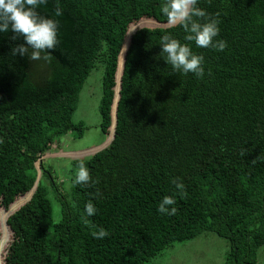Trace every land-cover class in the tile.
Returning <instances> with one entry per match:
<instances>
[{
	"label": "trees",
	"instance_id": "obj_1",
	"mask_svg": "<svg viewBox=\"0 0 264 264\" xmlns=\"http://www.w3.org/2000/svg\"><path fill=\"white\" fill-rule=\"evenodd\" d=\"M166 3L59 0L63 15L55 17L57 0H48L38 12L59 21L51 61L13 56L23 38L0 33V208L14 210L4 264H151L167 246L204 231L230 243L226 264L257 263L264 245V0H199L220 21L223 52L184 40L162 12ZM167 34L204 56L202 78L173 72L159 57ZM97 63L105 67L100 126L110 144L75 160L97 183L74 185L73 177L71 191L57 194L55 221L41 178L60 189L42 160L57 138L73 129L82 135L73 115ZM174 178L184 184L177 212L160 214V200L176 191ZM22 196L31 198L20 206ZM89 200L97 207L91 217ZM99 228L109 236L95 239ZM9 239L6 229L0 254Z\"/></svg>",
	"mask_w": 264,
	"mask_h": 264
},
{
	"label": "clouds",
	"instance_id": "obj_2",
	"mask_svg": "<svg viewBox=\"0 0 264 264\" xmlns=\"http://www.w3.org/2000/svg\"><path fill=\"white\" fill-rule=\"evenodd\" d=\"M47 3L48 0H0V33L11 30L12 40L22 37L24 41L12 48L13 56L27 55L33 61L52 60V51L59 43V21L40 15L38 9ZM198 3L199 0H167L162 12L167 17L169 25H179L183 29L184 40L194 42L197 48L223 52L227 47V41L218 39L220 21L209 16L205 10L198 7ZM54 15L55 17L63 15L59 0ZM159 45L161 47L159 57L171 66L173 72L183 75L192 73L197 78L205 75L204 56L195 54L187 44L167 34L161 37ZM96 183L97 181L90 175V169L80 161L76 166L73 184L87 186ZM172 184L176 191L160 200L157 206L160 214L171 216L177 212L176 195L183 193L184 184L175 178ZM84 213L88 217L97 213V207L92 200L85 204ZM108 236L109 232L104 228H99L93 233V237L98 240Z\"/></svg>",
	"mask_w": 264,
	"mask_h": 264
},
{
	"label": "rangeland",
	"instance_id": "obj_3",
	"mask_svg": "<svg viewBox=\"0 0 264 264\" xmlns=\"http://www.w3.org/2000/svg\"><path fill=\"white\" fill-rule=\"evenodd\" d=\"M144 25L155 26L151 21H146ZM105 67L103 63L91 71L85 81L80 93L79 103L73 115L76 123L82 122L84 129L79 135L77 129L69 131L67 134L57 138L51 150L43 157L42 163L45 170L51 172L55 183L59 185L56 193L51 180L42 177L43 184L49 188V196L54 206V219L60 218L61 202L57 199V194H67L71 191L72 179L75 175L74 162L76 159H86L97 151L110 144V135L105 134L101 129L100 104L103 96V77ZM39 169V179L42 169ZM24 198V199H23ZM31 198V197H30ZM30 198L19 197L22 201L20 206L25 204ZM16 200V201H17ZM18 206L16 209H18ZM9 211V212H8ZM14 212L0 208V240L4 235V230H8L10 239L4 251L0 254V264H4L6 249L11 242V232L7 225L8 217ZM3 215H6L4 218ZM6 219V221H5ZM230 250V243L218 236L214 232L204 231L193 239L184 242H175L167 246L160 254L153 257L151 264H226L227 255ZM256 264H264V245L258 250V260Z\"/></svg>",
	"mask_w": 264,
	"mask_h": 264
},
{
	"label": "water",
	"instance_id": "obj_4",
	"mask_svg": "<svg viewBox=\"0 0 264 264\" xmlns=\"http://www.w3.org/2000/svg\"><path fill=\"white\" fill-rule=\"evenodd\" d=\"M32 191H33V190H32ZM32 191H31V192H32Z\"/></svg>",
	"mask_w": 264,
	"mask_h": 264
}]
</instances>
